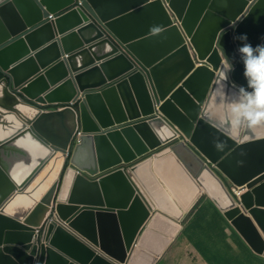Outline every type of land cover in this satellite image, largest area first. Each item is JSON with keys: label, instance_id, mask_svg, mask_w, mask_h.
Wrapping results in <instances>:
<instances>
[{"label": "water", "instance_id": "obj_1", "mask_svg": "<svg viewBox=\"0 0 264 264\" xmlns=\"http://www.w3.org/2000/svg\"><path fill=\"white\" fill-rule=\"evenodd\" d=\"M243 34L264 0H0V264H156L205 194L264 256V122L213 95Z\"/></svg>", "mask_w": 264, "mask_h": 264}, {"label": "crops", "instance_id": "obj_2", "mask_svg": "<svg viewBox=\"0 0 264 264\" xmlns=\"http://www.w3.org/2000/svg\"><path fill=\"white\" fill-rule=\"evenodd\" d=\"M156 264H264L207 194Z\"/></svg>", "mask_w": 264, "mask_h": 264}, {"label": "clouds", "instance_id": "obj_3", "mask_svg": "<svg viewBox=\"0 0 264 264\" xmlns=\"http://www.w3.org/2000/svg\"><path fill=\"white\" fill-rule=\"evenodd\" d=\"M156 31L159 30L157 29ZM235 39L245 42L241 47H239L238 51L244 63V76L248 81V89H251V91L240 87L238 90L232 91L230 95L228 94L227 82L229 80V74L233 71V65L229 59L225 57L218 71L213 95L219 99V101L228 102L231 105L230 121L233 127H236L237 129L245 126L251 128L264 122V44L257 45L253 48L251 44L246 42L248 39L246 34L235 37ZM74 104L75 102L71 101L68 105ZM64 106L65 104H46L43 106V109H57ZM156 106L159 108L160 104L157 103ZM77 128L80 129L79 126ZM79 142H75V135L73 134L71 143L66 151L68 157L70 156V152L74 145ZM156 154L157 152L152 151L153 156H156ZM127 166V163L123 162L122 164L108 169L105 172L114 171L120 168L126 169ZM237 188H242V193L245 191V188L243 187H234L233 193L235 195L237 194L234 192V189ZM50 210L54 211V205L50 207Z\"/></svg>", "mask_w": 264, "mask_h": 264}, {"label": "bare ground", "instance_id": "obj_4", "mask_svg": "<svg viewBox=\"0 0 264 264\" xmlns=\"http://www.w3.org/2000/svg\"><path fill=\"white\" fill-rule=\"evenodd\" d=\"M2 86H0V95H1V93H2ZM21 108L23 109V110H25V111H27L28 109H29V107L28 106H26V105H22L21 106ZM30 110V109H29ZM207 184L209 185V186H211V188H212V192L215 194V196L219 199V201H220V203L221 204H223V205H226V204H228L229 202H230V197H229V195L226 193V191L222 188V186L221 185H218V186H216L215 184H214V182L213 181H211V179H207Z\"/></svg>", "mask_w": 264, "mask_h": 264}, {"label": "built area", "instance_id": "obj_5", "mask_svg": "<svg viewBox=\"0 0 264 264\" xmlns=\"http://www.w3.org/2000/svg\"><path fill=\"white\" fill-rule=\"evenodd\" d=\"M75 142H79V136L81 135V130L80 129H76L75 133ZM243 189L242 188H237V189H234V192L237 194V195H240L242 193Z\"/></svg>", "mask_w": 264, "mask_h": 264}, {"label": "trees", "instance_id": "obj_6", "mask_svg": "<svg viewBox=\"0 0 264 264\" xmlns=\"http://www.w3.org/2000/svg\"><path fill=\"white\" fill-rule=\"evenodd\" d=\"M3 77V74H2V71H1V68H0V79Z\"/></svg>", "mask_w": 264, "mask_h": 264}]
</instances>
